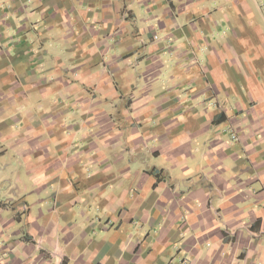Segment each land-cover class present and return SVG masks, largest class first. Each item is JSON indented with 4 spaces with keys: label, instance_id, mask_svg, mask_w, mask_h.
Wrapping results in <instances>:
<instances>
[{
    "label": "crops",
    "instance_id": "1",
    "mask_svg": "<svg viewBox=\"0 0 264 264\" xmlns=\"http://www.w3.org/2000/svg\"><path fill=\"white\" fill-rule=\"evenodd\" d=\"M0 264H264V0H0Z\"/></svg>",
    "mask_w": 264,
    "mask_h": 264
},
{
    "label": "rangeland",
    "instance_id": "2",
    "mask_svg": "<svg viewBox=\"0 0 264 264\" xmlns=\"http://www.w3.org/2000/svg\"><path fill=\"white\" fill-rule=\"evenodd\" d=\"M35 24H36V28H37V30H38L39 27H40V26H39L40 23H39L38 25H37V23H35ZM37 26H38V27H37ZM25 228H26V227H24V230H25ZM27 234H28V232H26V230H25V235H24L22 238H20V240L24 242L25 239H26V237H27ZM27 241H29V240L27 239Z\"/></svg>",
    "mask_w": 264,
    "mask_h": 264
}]
</instances>
